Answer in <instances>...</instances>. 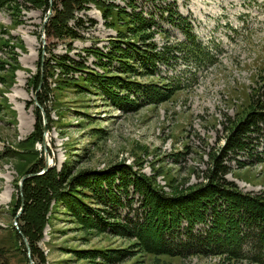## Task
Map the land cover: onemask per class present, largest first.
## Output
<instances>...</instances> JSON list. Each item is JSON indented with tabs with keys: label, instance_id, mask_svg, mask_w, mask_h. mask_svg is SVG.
<instances>
[{
	"label": "rangeland",
	"instance_id": "1",
	"mask_svg": "<svg viewBox=\"0 0 264 264\" xmlns=\"http://www.w3.org/2000/svg\"><path fill=\"white\" fill-rule=\"evenodd\" d=\"M37 1L0 0V155L9 149L8 156L0 157V247L5 248L9 264H30L28 253L24 256L17 249L12 231V224L15 225L12 199L17 193L16 182L20 184L24 176L20 178L18 173L22 161L17 146L34 130L36 107L44 124L35 98L47 116L48 131L43 133V142L37 141L35 145L39 151L44 149L46 164L44 143L50 165L57 170L65 163L78 172L106 169L125 161L147 176H156L157 185L168 194L206 182L213 157L225 145L228 135L225 127L230 120L245 118L256 99H264V0H136L146 15L155 16L169 29L167 32L150 29L153 32L146 34L153 35L146 37V42L153 41L158 50L170 45L174 53L185 55V51L177 49L178 43L186 39L185 34L166 19L168 10L176 8L191 22V33L213 47L218 58L209 63L185 57L171 64H160L165 79L181 89L174 90L169 97L164 94L152 99L130 87L122 93L144 98L140 97L138 108L131 110L115 104L104 85L87 72L122 73L126 81L162 85L158 79L161 75L143 72L137 58L132 60L137 64L136 70H132L109 56L117 55V50L111 51L120 32L127 41L137 39L136 23H130L133 11L130 0H101L106 5L112 4L114 12L123 13L122 19L111 25L106 24L103 12L92 1L82 8L76 3L70 6L69 14L74 17L68 21L69 25L80 17L89 27H76L80 37L46 36L45 58L66 55L76 60V67L85 66L63 69L51 60L52 66L46 71L47 87H44L42 26L48 11ZM56 2L57 8L62 9L69 0ZM89 18L95 24L89 25ZM144 39L138 38V45L145 46ZM121 47L127 48V44L121 43ZM40 61L43 84L35 90ZM165 82L162 87L168 88ZM119 83L125 85L121 79ZM117 85L112 89L117 90ZM261 140L264 147V139ZM225 163L232 167L227 179L243 193H264V161L245 165L235 160ZM53 205L54 201L38 243L45 260L32 258L34 264H261L244 258L231 259L225 254L154 255L144 251L134 237L86 227L65 213L62 205L58 208Z\"/></svg>",
	"mask_w": 264,
	"mask_h": 264
},
{
	"label": "trees",
	"instance_id": "2",
	"mask_svg": "<svg viewBox=\"0 0 264 264\" xmlns=\"http://www.w3.org/2000/svg\"><path fill=\"white\" fill-rule=\"evenodd\" d=\"M40 1L48 11L50 0ZM90 1L103 12L106 24H115V21L122 19V11L114 12L112 4L106 5L101 0H69L62 9H58L56 0H53V12L46 25L47 38L82 36L76 27L89 26L81 22L80 17H76L75 24L69 25L68 21L74 17L69 14L70 6L76 3L78 8H82ZM130 3L133 10L130 23H136V37L145 38L143 42L145 46L138 45L137 39L125 40L126 35L120 32L119 39L114 42L115 49L111 51L117 50V55L111 53L109 56L125 63V69L132 70H136L137 66L132 60L137 58L143 72L161 75H157L159 76L157 78L162 85L126 81L122 73L101 75L90 70L87 72L96 76V80L104 85L105 92L115 104L131 110L138 108L142 96L137 97V100L131 98L129 93H122L128 92L130 87L134 88L133 91L137 94L152 99L162 98L164 94L165 97H169L171 92L181 89L179 85L165 79L166 77L161 74L160 64H171L185 57L212 63L217 61L218 53L195 33H191V22L176 8L168 10L166 19L185 34L186 42L181 41L177 46L180 51H185V55L182 57L179 53H174L173 46L170 45L158 50L153 41L146 42V37L153 35L150 29L156 28L155 31L166 32L169 29L164 28L155 16L146 15L136 0H130ZM67 7L69 8L66 9ZM87 21L89 25L96 22L92 18ZM147 31L151 32L147 35ZM121 43H126L127 48L121 47ZM59 57L45 58L44 87H47L46 71L52 66L51 60L63 69H79L85 66L80 64L76 67L77 62L72 57L66 55ZM41 70L40 61L39 76L36 82L34 79L35 90L40 82ZM12 76L14 78V75ZM99 77H103V80ZM120 79L125 85L119 83ZM164 82L168 88L162 87ZM115 84L119 85L117 90L112 89ZM38 97L43 105V98L40 94ZM252 106L251 112L245 118L230 120L229 125L225 127L228 131L226 142L220 150L221 153L212 159L206 174L207 181L194 188L189 187V190H176L175 194H168L161 189L156 183V176H147L140 168H134L125 161L115 162L106 169H86L78 172H75L70 164L65 163L61 170L53 166L41 174L46 167L44 149L39 151L35 145L37 141L43 142L44 124L41 111L36 107L37 120L34 130L25 142L17 146V153L22 161L18 167L19 176L21 178L23 175L31 174L23 182L22 193L19 182H16L17 193L12 199L14 217L24 200L23 212L17 220L18 227L12 224V231L18 242L17 249L22 250L24 256L27 255L23 239V236H26L30 242L32 258L45 260L38 243L42 240L44 228L49 221L47 215L54 201L53 208L62 205L65 213L70 214L80 224L114 235L134 237L144 251L154 255L181 257L195 253L225 254L231 259L244 258L264 264V193L254 195L243 193L237 184L226 177L232 167L225 163V160H235L237 164L242 165L247 162L264 161V147L261 145V139H264V99H256ZM8 154L7 148L0 157L4 158ZM9 261L5 248L0 247V264H9Z\"/></svg>",
	"mask_w": 264,
	"mask_h": 264
},
{
	"label": "water",
	"instance_id": "3",
	"mask_svg": "<svg viewBox=\"0 0 264 264\" xmlns=\"http://www.w3.org/2000/svg\"><path fill=\"white\" fill-rule=\"evenodd\" d=\"M52 2L53 0H50V7H49V10H48V13H47V16L46 18L44 19V23H43V26H42V45H43V52H42V58L43 60H45V55H46V52H45V37H46V23L52 13V10H53V5H52ZM42 84H43V78L41 79L40 83H39V87H38V90L42 87ZM35 101H36V104L41 108L42 110V113H43V117H44V124H45V128H44V134L48 131V126H47V116H46V113L44 111V109L40 106L37 98H35ZM45 144V153H46V161H47V164H46V167L40 172L41 174L44 173L45 171H47L51 165H50V160H49V154H48V151H47V147H46V143ZM31 176V174H26L24 175L21 180H20V190H21V193H22V186H23V182L24 180ZM23 207H24V200L22 201V206L19 210V212L17 213V215L15 216V221H17L18 217L21 215V213L23 212ZM23 239H24V242L26 244V248H27V253H28V256H29V259H30V264H34L33 260H32V252H31V246H30V242L28 240V238L26 236H23Z\"/></svg>",
	"mask_w": 264,
	"mask_h": 264
}]
</instances>
